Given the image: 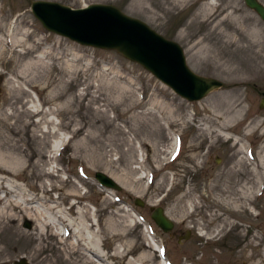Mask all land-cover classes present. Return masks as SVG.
I'll use <instances>...</instances> for the list:
<instances>
[{"label":"rangeland","instance_id":"obj_1","mask_svg":"<svg viewBox=\"0 0 264 264\" xmlns=\"http://www.w3.org/2000/svg\"><path fill=\"white\" fill-rule=\"evenodd\" d=\"M35 1L115 6L178 43L194 73L225 86L189 102L118 52L47 31L32 13ZM173 1L0 0V145L23 161L0 171L10 180L0 188V207L12 184L23 203L33 199L23 207L50 220H57L50 204L78 224L88 216L105 255L77 253L75 240L50 233L36 241L35 221L20 214L0 230V264H264V185L257 183L264 173V21L244 0ZM39 55L43 61L28 68ZM237 98L245 113L228 114L233 121L223 129L214 110ZM35 104L40 112L33 115L27 107ZM58 136L65 139L55 155ZM98 172L120 190L102 188ZM235 203L244 208L235 211ZM158 207L175 223L169 234L152 219ZM187 232L189 240L180 238Z\"/></svg>","mask_w":264,"mask_h":264},{"label":"water","instance_id":"obj_2","mask_svg":"<svg viewBox=\"0 0 264 264\" xmlns=\"http://www.w3.org/2000/svg\"><path fill=\"white\" fill-rule=\"evenodd\" d=\"M244 1L264 21V5L258 0ZM31 9L47 31L81 46L116 51L142 66L189 102H199L225 86L220 80L194 73L187 65L184 50L178 43L168 40L143 21L124 14L115 6L92 4L74 9L56 2L35 1ZM260 109L264 110V99ZM96 180L102 188L120 190L118 184L104 173H96ZM136 205L142 207L144 204L137 199ZM153 211L155 224L163 233H171L175 223L165 210L158 207ZM26 227L30 228V224ZM189 238L190 233L187 232L184 240Z\"/></svg>","mask_w":264,"mask_h":264},{"label":"bare ground","instance_id":"obj_3","mask_svg":"<svg viewBox=\"0 0 264 264\" xmlns=\"http://www.w3.org/2000/svg\"><path fill=\"white\" fill-rule=\"evenodd\" d=\"M185 0H174L173 3L175 5H178L179 3L184 2ZM88 6L86 2H84V7ZM183 33L181 32L179 34V38H183ZM43 55H39L35 61H30L27 65V67H33L37 65L38 63H41L43 61ZM17 82V81H16ZM15 89L19 92L21 91L22 87L19 85L17 82L16 84L13 85ZM232 101V102H231ZM227 100V101H221L217 107L214 110V115H215V122L218 120H221L220 124L222 125L223 129L229 128V125L233 120L229 119L227 117L228 114H236L242 117L245 113V106L244 101L241 102L240 98H237L235 100ZM27 104V103H26ZM28 106V104H27ZM228 107H232L229 110H226ZM239 108L238 110H235V108ZM27 111L35 114H39L40 108L35 104L32 106L27 107ZM19 116V114H17ZM227 118V119H226ZM48 132V130H46ZM226 138H235L237 141L239 140L236 138L232 133H225L224 135ZM65 137L63 136H58L57 141H53V144H51V153L52 154H57L61 148L63 147V142H64ZM174 142L171 143V146L165 150V152L168 155H171L174 153L175 148H176V137L173 138ZM239 145H241L240 142H237ZM242 147V145H241ZM18 149V146L16 147ZM259 161L261 163V167L264 171V150L258 153ZM167 163V162H164ZM163 163V164H164ZM23 161L17 157H14L13 154L11 153H5L2 150V146L0 145V171L5 173L7 171H14L16 170L17 167L22 166ZM54 171V170H53ZM258 176V175H257ZM10 181L8 178H4L0 176V188H4V183ZM257 183L258 186L261 187L264 185V173L259 175L257 178ZM3 185V186H2ZM7 186V185H6ZM9 188V193L11 194V199L8 200V203L0 207V230H4L8 227V224L12 223H17L20 220V214H23L26 218L34 220L35 221V231H36V236L33 238L34 240L38 241L40 240L41 242H44V237L45 235H48L49 233L51 236H56V237H62V242H66L65 240L70 238L75 240L74 242L70 243V246H72L73 249L77 253L80 251H86L94 256V258H102L105 257V255L101 254V249H99L98 246L95 245V231H96V224L92 222V220L88 216H84L82 211H78L79 217H85V221L83 224L79 223L76 221V219L72 218L68 214L65 216L63 215L65 212H62L60 210H57V206L55 205H47V211L53 212L54 214L57 213L56 218L57 220L52 221L48 219L45 215V212H40L36 209H33L32 207L27 208L23 207L25 204H31L33 199L25 201L23 203V199L21 197V193L18 195L17 192L20 190L19 187L13 186L10 184ZM16 193V194H15ZM246 198L247 196L250 197L251 194L246 193L245 194ZM5 198L3 196H0V203L3 202ZM31 201V202H30ZM55 203V202H54ZM232 209L235 211H239L240 209L244 208V205L242 203H235L234 205L231 206ZM253 212L255 211L254 208L252 210ZM167 215V214H166ZM64 216V217H63ZM137 222L143 223L142 219L134 214ZM168 216V215H167ZM80 219V218H78ZM77 219V220H78ZM89 223V224H88ZM147 232L151 235L152 239L154 240V237L150 231L147 230ZM86 233H89L90 235H86ZM13 234L19 235L20 232L18 229L14 230ZM101 248V247H100ZM44 249L41 248V246L38 247L39 252L43 251ZM2 256V255H1ZM152 255H145L141 257V260L144 261L147 258H150ZM95 261V259H94ZM7 262L4 261L3 264H6ZM88 263L90 264H95L92 261H89Z\"/></svg>","mask_w":264,"mask_h":264},{"label":"flooded vegetation","instance_id":"obj_4","mask_svg":"<svg viewBox=\"0 0 264 264\" xmlns=\"http://www.w3.org/2000/svg\"><path fill=\"white\" fill-rule=\"evenodd\" d=\"M191 235H192V233H191ZM181 237H185V236H184V235H180V238H181Z\"/></svg>","mask_w":264,"mask_h":264}]
</instances>
